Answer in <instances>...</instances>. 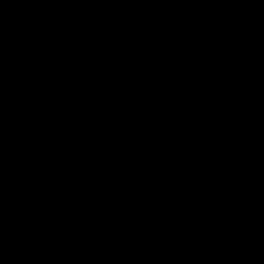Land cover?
<instances>
[{
    "label": "water",
    "instance_id": "95a60500",
    "mask_svg": "<svg viewBox=\"0 0 264 264\" xmlns=\"http://www.w3.org/2000/svg\"><path fill=\"white\" fill-rule=\"evenodd\" d=\"M0 264H264V0H0Z\"/></svg>",
    "mask_w": 264,
    "mask_h": 264
}]
</instances>
